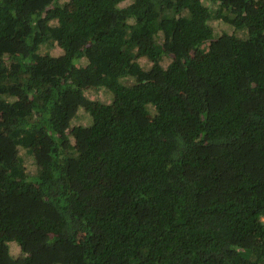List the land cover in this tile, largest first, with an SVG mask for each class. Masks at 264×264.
Returning <instances> with one entry per match:
<instances>
[{
	"label": "trees",
	"instance_id": "1",
	"mask_svg": "<svg viewBox=\"0 0 264 264\" xmlns=\"http://www.w3.org/2000/svg\"><path fill=\"white\" fill-rule=\"evenodd\" d=\"M0 264H264V0H0Z\"/></svg>",
	"mask_w": 264,
	"mask_h": 264
},
{
	"label": "rangeland",
	"instance_id": "2",
	"mask_svg": "<svg viewBox=\"0 0 264 264\" xmlns=\"http://www.w3.org/2000/svg\"><path fill=\"white\" fill-rule=\"evenodd\" d=\"M61 50H62V48L59 45H57L56 51L60 52ZM92 96H93V98H100L104 102H109L111 100V96L109 94H107L104 90L100 91L98 94H93ZM10 246H11V251L13 252V254L19 253L20 247L16 242H11Z\"/></svg>",
	"mask_w": 264,
	"mask_h": 264
}]
</instances>
